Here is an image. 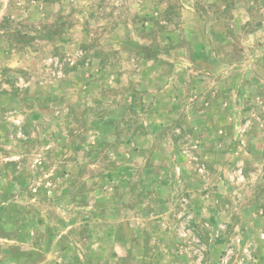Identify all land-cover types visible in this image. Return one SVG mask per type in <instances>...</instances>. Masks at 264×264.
<instances>
[{"label":"rangeland","instance_id":"obj_1","mask_svg":"<svg viewBox=\"0 0 264 264\" xmlns=\"http://www.w3.org/2000/svg\"><path fill=\"white\" fill-rule=\"evenodd\" d=\"M0 264H264V0H0Z\"/></svg>","mask_w":264,"mask_h":264}]
</instances>
